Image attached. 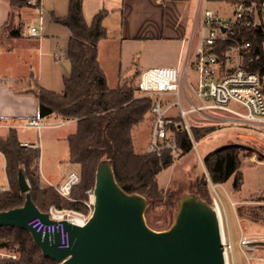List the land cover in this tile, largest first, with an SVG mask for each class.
<instances>
[{
  "label": "trees",
  "instance_id": "16d2710c",
  "mask_svg": "<svg viewBox=\"0 0 264 264\" xmlns=\"http://www.w3.org/2000/svg\"><path fill=\"white\" fill-rule=\"evenodd\" d=\"M83 1L69 0L67 14L54 17L56 22L70 30L67 58L71 71L64 78L63 91L56 92L41 86L31 89L39 100L38 118L57 115L65 121L75 120V130L68 134L67 139L69 161L77 166L80 180L71 188L68 197L63 196L56 186H43L39 166L40 148L21 146L18 129L10 128L6 135L0 136V151L6 159V173L10 182L7 190H0V210L23 203L25 193L18 183V173L22 169L30 184L32 198L40 209L48 210L51 205H55L89 213L86 191L93 188L97 164L105 157L102 149L105 133L114 143L113 167L118 182L128 191L145 195L149 203L161 195L159 173L174 163L173 154L169 151L158 157L138 149L137 130L149 125L150 137L153 97L140 96L138 85L133 82H122L116 88L109 87L98 60L99 42L107 36L103 25L106 12L100 11L88 24L83 12ZM10 5L14 13L30 4L28 0H10ZM261 21L259 25L237 26L233 38L251 43L250 52L254 57L251 70L260 75L264 92V16H261ZM22 28L21 25L15 27L8 22L2 27L0 37L5 33L10 37H19ZM234 39L223 42L222 49L217 51L222 60L225 49L233 44ZM173 129L178 142V154L188 153L193 147L189 134L178 126ZM209 131L211 127L199 129L194 125L192 134L197 141ZM253 154L255 151L252 148L228 144L205 154L203 162L214 184H224L232 179L233 189L238 192L243 184L240 170L242 160ZM259 161H264L262 155ZM196 193L203 197L209 195L206 179L198 185ZM252 196L256 201H264L263 194ZM238 215L252 222H262L264 226V204L258 208L239 207ZM0 250L17 256L15 259H0V264H58L44 257L30 233L20 228H0Z\"/></svg>",
  "mask_w": 264,
  "mask_h": 264
},
{
  "label": "crops",
  "instance_id": "0c3cea01",
  "mask_svg": "<svg viewBox=\"0 0 264 264\" xmlns=\"http://www.w3.org/2000/svg\"><path fill=\"white\" fill-rule=\"evenodd\" d=\"M86 1H83V12L88 24L100 11L106 12L103 25L107 36L99 42L98 60L110 88H116L122 82H135L140 73L149 67L177 66L183 63L188 47L194 51L198 45L202 23L197 0H97L91 21H88L84 10ZM208 2L233 6V1L229 0H210L202 6L206 7ZM21 12L22 8L12 13L10 0H0V31L8 22L15 27L23 26L19 37H10L7 33L0 37V136L15 128L21 142L28 141L41 148L40 143L31 139V131L18 125L26 119L38 118L40 105L31 91L33 86L63 91L64 78L71 71L67 58L70 30L61 27L64 25H59L61 23L54 19L61 15L54 14L49 28L46 23L43 27L40 19L41 37H29L27 28L33 24L24 26ZM186 85L190 89L195 86L188 79V70ZM187 96L190 99L188 92ZM52 116L41 119L55 123V120H51ZM69 122L75 124V120ZM0 160V190H7L10 182L6 173V159L1 151ZM63 161L64 165L56 175L44 172L40 167L43 186L52 185V179H56L53 186L57 187L71 172H77V166L69 161V154ZM261 194L264 195V192ZM222 204L228 239L233 247V235H237L241 229L240 219L235 209L227 208L223 200ZM240 236L241 231L237 241L239 248Z\"/></svg>",
  "mask_w": 264,
  "mask_h": 264
},
{
  "label": "built area",
  "instance_id": "2783aa9c",
  "mask_svg": "<svg viewBox=\"0 0 264 264\" xmlns=\"http://www.w3.org/2000/svg\"><path fill=\"white\" fill-rule=\"evenodd\" d=\"M207 1L210 0H197L198 10L201 9L202 30L195 50L192 51L189 46L183 63H179L177 66H155L143 70L137 81L139 95L153 97L152 128L146 151L158 157H162L167 151L173 155L179 153L173 129L175 126L186 130L192 143L194 142L191 134V120H195L193 114L196 113L202 117H209V113L227 111L243 117L248 123H264V92L261 88L260 75L251 70V63L254 60L250 52L251 43L233 38L237 26L249 27L262 23L264 0H233V11L230 15L203 7L202 4ZM28 3L37 7L42 20L43 5L41 0H37V3L28 0ZM223 27H225V31H223ZM26 34L29 37H41V24L29 26ZM230 39H234V42L225 49L224 60H222L217 51L222 49L223 42ZM192 66L198 76L196 85L191 89L197 103L187 96V70ZM172 97L177 99L172 100ZM231 102L241 105L246 112L242 114L230 108L228 104ZM174 107H178L175 114L172 113ZM67 123L68 121L65 120L52 123L41 118H30L24 120L18 127L40 131L45 127L62 126ZM21 146L25 148L38 147L37 144L28 141H22ZM79 180V173L71 172L68 178L56 188L63 196L68 197L71 188ZM88 193L90 195L87 203L90 208L89 213L51 206L47 211L55 222L45 223L36 217L28 224L44 233L59 231V247H68L70 233L61 221L68 219L79 225H84L87 222L93 208V188L89 189ZM214 204L218 207L216 200ZM259 241L258 238L241 235L240 249L243 253H246L247 250H255ZM228 243L229 248L232 249L231 242L225 238L226 251ZM0 257L15 259L17 256L15 253L0 250Z\"/></svg>",
  "mask_w": 264,
  "mask_h": 264
},
{
  "label": "water",
  "instance_id": "95a60500",
  "mask_svg": "<svg viewBox=\"0 0 264 264\" xmlns=\"http://www.w3.org/2000/svg\"><path fill=\"white\" fill-rule=\"evenodd\" d=\"M103 140L105 157L96 167L93 208L87 222L61 221L70 233L68 247H59V231L44 233L28 224L36 217L45 223L55 221L34 202L22 169L18 183L24 201L0 210V228L28 231L43 256L58 264H228L215 204L196 192H185L177 201L173 223L163 230L152 228L146 219L147 197L120 185L113 167L114 143L106 133Z\"/></svg>",
  "mask_w": 264,
  "mask_h": 264
},
{
  "label": "rangeland",
  "instance_id": "374dc122",
  "mask_svg": "<svg viewBox=\"0 0 264 264\" xmlns=\"http://www.w3.org/2000/svg\"><path fill=\"white\" fill-rule=\"evenodd\" d=\"M33 2L37 3V0H33ZM41 2L43 5V14L41 17L43 27L45 23L47 27L49 24L51 25L54 14L63 16L67 14L69 9V0H41ZM96 2L97 0L86 1L84 10L87 14L88 21H91L95 12L94 10H96L94 9ZM206 7L221 14H231L233 11L232 4L227 3L208 2ZM21 13L24 26L30 24L39 26L41 23L39 10L35 5L23 6ZM61 27L67 29L65 25ZM188 79L192 84L196 85L197 73L194 71L193 66L188 69ZM133 83H137V80ZM187 92L190 99L194 103H197L192 90L188 87ZM176 99L172 97V100ZM228 106L242 114L246 112L245 108L236 102H231ZM177 110L178 107H174L172 113L175 114ZM193 118L195 120H191L192 129L195 125L199 129L211 127V131L197 141L191 132L194 140L192 149L184 155H173L174 163L159 173L158 177L160 186L162 187L161 195L153 199L150 203L148 202L146 219L148 224L156 230L168 228L174 221L178 197L185 192H197L198 185L206 179L208 181L209 195L205 197L201 196L213 204L215 200L217 201L224 233L229 242L222 200L227 208L235 209L237 215L239 207H243L244 209L247 207L258 208L264 204V201H256L250 195H257L264 192V161H259L260 155L264 157V123H248L243 117L227 111L209 113V117H202L196 113L193 114ZM51 120H55V123L61 121L57 115H53ZM74 128L75 124L69 122L62 126L42 128L40 131L28 129L31 131V139L41 144L39 166L44 172H50L56 175L58 173L57 170L64 165L63 160L69 154L67 136L73 132ZM149 129V125L146 124L136 132V143L140 151L146 150L149 142ZM228 144H242L255 151V154L250 158H244L242 160L240 170L243 174V184L238 192H235L233 189L232 179H229L223 185L214 184L203 162L205 154ZM1 167L2 163L0 160V171ZM77 172L79 173V171ZM51 182L54 185L56 179H52ZM88 190L86 192L89 200L90 195ZM236 195L243 198H237ZM51 206L58 208L55 205ZM58 209L76 210L74 208ZM238 217L240 219L241 229L237 231V235H233V247L229 249L230 264H264V226L262 222H252L241 218L239 215ZM240 231L241 235L255 237L260 240L255 246V250H247L246 253H243L238 247L237 241ZM0 259L7 258L0 257Z\"/></svg>",
  "mask_w": 264,
  "mask_h": 264
},
{
  "label": "bare ground",
  "instance_id": "6f19581e",
  "mask_svg": "<svg viewBox=\"0 0 264 264\" xmlns=\"http://www.w3.org/2000/svg\"><path fill=\"white\" fill-rule=\"evenodd\" d=\"M93 199H94V197H93ZM220 211V210H219ZM223 220V219H222ZM222 231H223V234H224V236H225V233H224V228H223V225H222ZM225 238H226V236H225ZM226 240H227V238H226ZM228 245V249H227V252H226V255H227V260H228V264H230V259H229V243L227 244Z\"/></svg>",
  "mask_w": 264,
  "mask_h": 264
}]
</instances>
